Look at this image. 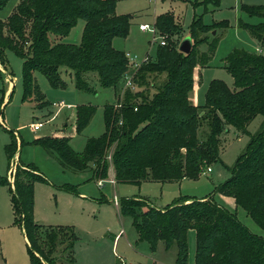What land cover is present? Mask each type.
Returning <instances> with one entry per match:
<instances>
[{
    "label": "trees",
    "instance_id": "1",
    "mask_svg": "<svg viewBox=\"0 0 264 264\" xmlns=\"http://www.w3.org/2000/svg\"><path fill=\"white\" fill-rule=\"evenodd\" d=\"M7 1L0 0V10ZM220 1L195 0L193 4L203 5L204 12H209L219 7ZM241 8L250 17L262 19L255 24L238 21V27L262 45L264 7L244 4ZM172 16L165 13L154 18L155 28L170 35L176 26ZM202 16L194 14L188 27L193 42L191 51H179L177 42L170 37L158 46L153 61L143 63L132 76L140 90H125L118 94L116 103L103 105L104 131L88 137L81 152L72 149L70 135L62 130L34 138L32 143L43 147L65 168H92L97 181L107 177L111 161L115 182L140 185L146 180L176 182L184 177L195 178L205 166L220 160V135L226 128L231 126L248 134L247 145L237 157L231 175L215 187L211 196L196 199L183 195L160 209L148 206L145 211L141 210L145 205L142 199L122 197L118 210L120 215L131 218L136 242H147L151 253L159 242L166 250L175 246V264H188L189 230L195 231L193 264H264V237L250 231L235 211L213 198L216 194L232 197L235 206L264 229V119L254 133L247 130L255 116H264V54L244 47L231 49L223 58L222 67L231 75L233 86L212 79L204 103L192 102L190 95L201 84L200 68L209 63L219 42L217 35L208 40L206 33L229 26L227 20L206 24ZM131 17L132 14L115 11V0H19L12 13L5 20L0 19V65L6 69V50L22 59V99L33 97L38 108L49 102L39 88L35 72L44 75L53 88L66 87L61 77L65 71L78 90L95 93V75L101 87L116 91L126 74L127 58L125 52L113 47L112 41L127 36ZM80 19L84 25L79 43L64 41ZM200 44H206L207 49L199 52ZM156 76L163 77L160 86L151 96L144 94L147 86L154 87L147 78ZM3 99L1 89L0 117ZM95 109L89 104L75 107L76 133L88 125ZM203 123L207 132L201 139ZM6 150L11 159L12 145H7ZM36 181L46 179L35 166L24 163L16 167L14 187H10L6 177L0 178V184L9 187L15 221L26 239L31 263L44 264L42 260L45 264H75L74 245L78 238L74 229L34 219ZM60 189L77 192L70 184ZM68 233L74 240L66 247L68 255L58 262L52 254Z\"/></svg>",
    "mask_w": 264,
    "mask_h": 264
},
{
    "label": "rangeland",
    "instance_id": "2",
    "mask_svg": "<svg viewBox=\"0 0 264 264\" xmlns=\"http://www.w3.org/2000/svg\"><path fill=\"white\" fill-rule=\"evenodd\" d=\"M193 1L195 0H115V11L118 14H132V17L127 36L115 37L112 45L119 51L135 55L138 60L146 56L145 62H152L157 47L161 46L160 36H163L165 41L170 37L179 45L180 41L188 36V27L194 14H202L206 24L227 20L229 23L227 28L211 29L206 33L208 40L216 35L220 40L211 58L213 66L202 67L201 84L191 94L192 97L196 94L197 104H203L210 80L219 79L229 87L233 86L231 75L220 65L225 55L235 47L253 49L255 46V39L246 30L238 27V21L252 19L249 22L254 23L257 18L247 16L241 6L245 4L264 7V0H221L219 7L209 12H204L203 5L196 6ZM18 2L19 0H8L0 10V19L5 20ZM165 13L173 15V23L176 24L170 35L161 33L157 29L155 33L140 29L141 23H147L152 28L154 18ZM83 24L84 21L80 19L63 40L79 43ZM262 45L264 46V42ZM206 49V44L198 46L199 52ZM260 53L264 54V48ZM4 57L6 69L0 65V90L4 91L3 119H0V123L3 124L0 125V178L6 177L12 188L18 165L30 164L38 169L46 182H34L35 221L51 226L72 227L78 238L74 245V259L79 264H122V260L131 264H175V246L166 250L163 243L159 242L154 253H151L147 242H136L138 237L131 224V218L121 216L116 210V205L119 207V200L122 197H136L142 199L140 202L145 205L141 210L145 211L148 206L160 209L183 195L204 199L231 175L237 157L247 145L248 134L240 133L231 126L226 128L227 131L220 135V160L205 166L195 178H182L180 187L174 184L175 181L164 184L163 187L156 184L157 181L151 180L143 181L140 185L117 182L113 184L109 180H105L103 184L102 180L98 183L93 177L92 168L72 170L62 165L61 167L54 156L40 145H34L32 141L34 138L63 129L64 133L71 137L69 144L72 149L81 152L88 137L99 136L104 131L103 105L116 103L118 94L130 90L124 86V79L119 82L115 91L112 88L101 87L96 81V76L92 75V86L95 89V93H92L75 88L72 76L65 71L61 72V77L66 82L64 89L51 87L44 75L35 72L34 76L39 88L45 100L49 102L46 107L38 108L33 97L31 100L22 99V59L10 50L5 51ZM127 71L132 76L135 72L130 67L129 70L127 67ZM162 80L163 77L159 76L147 78L148 84L153 82L154 87L147 86L142 92L151 96L150 94L158 85L160 86ZM9 86V91L6 93ZM138 90L140 88L136 87L133 92ZM59 100L71 104L73 108H52L51 105ZM135 100L139 101V98L136 97ZM82 104L93 105L96 109L88 125L80 133H76L73 116L75 107ZM53 115L54 117L40 130H32L30 126L32 122L45 121ZM263 119V115L255 116L247 126L248 132L254 133ZM206 132L207 126L203 123L200 129L201 139H204ZM21 141L22 145H20ZM7 145H12L14 149L11 159L8 158ZM112 151L111 148L107 157L109 160ZM15 154L17 158L14 157ZM110 165H112L111 161ZM207 168L210 170L207 171ZM10 171L12 173L9 177ZM64 184L74 185L77 192L69 193L60 189ZM179 191L183 195L179 196ZM82 193L86 198L79 199L78 195ZM235 212L250 231L264 237V229L258 227L242 208L238 207ZM15 217L9 187L0 184V264H32L21 227L16 223ZM116 233H119V239L113 244ZM73 240L70 233L65 234L62 242L56 246L52 257L58 262L63 261L68 255L66 247ZM152 260L155 261L152 262ZM41 262L45 264L44 261L41 260Z\"/></svg>",
    "mask_w": 264,
    "mask_h": 264
},
{
    "label": "crops",
    "instance_id": "3",
    "mask_svg": "<svg viewBox=\"0 0 264 264\" xmlns=\"http://www.w3.org/2000/svg\"><path fill=\"white\" fill-rule=\"evenodd\" d=\"M245 13V12H244ZM246 14V13H245ZM247 15V14H246ZM247 16H249V15H247ZM250 17V16H249ZM253 17H255V16H253ZM255 18H257L255 21H254V23L253 24H255V23H258V22H260V20H261V18H258V17H255ZM241 20H243L244 22H248V23H251V22H249V20H252V19H246V20H244V19H241ZM141 24H143V23H141ZM84 25V24H83ZM82 25V26H83ZM82 29H83V27H82ZM82 29H81V31H82ZM255 39V38H254ZM220 40V39H219ZM219 43V42H218ZM218 46V45H217ZM263 48H264V46L263 45H261V43L258 41V40H256L255 39V46L253 47V49H248V48H246V49H248V50H251V51H255V52H263ZM217 49V48H216ZM233 49V48H232ZM259 50V51H258ZM221 66L223 65V61H222V64H220ZM219 65V66H220ZM211 66H213L212 64H211V60L209 61V63L206 65V67H211ZM201 69H202V67L200 68V73H201ZM10 76V75H9ZM8 78V77H7ZM201 79H202V76H201ZM8 80V79H7ZM202 81V80H201ZM11 86V85H10ZM10 86L8 87V89H7V91H6V93H8V91H9V88H10ZM200 86V85H199ZM195 92V91H194ZM190 100L192 101V102H194V103H196L197 104V99H196V94H194L193 95V97L190 95ZM67 109H72V108H67ZM53 111V110H52ZM70 115H72V113L70 114ZM3 119V117H0V119ZM0 125H3V124H1L0 123ZM40 130V129H39ZM62 131H63V129H61ZM64 132V131H63ZM66 134V133H65ZM69 135V134H68ZM17 154V153H16ZM14 155V157L16 156V158H17V155ZM60 166H61V164H60ZM62 167V166H61ZM105 180H109V181H111L113 184L114 183H116L115 182V180H114V170H113V167H112V165H110L109 167H108V177L107 178H105V179H102V184H103V182L105 181ZM101 181V180H100ZM100 181H98V183H100ZM183 182V180H179V181H177V182H174V184L175 185H177V186H181V183ZM167 183H173V182H157L156 184H160L161 185V187H163L164 186V184H167ZM178 194H179V196L180 195H183V194H181L180 193V191L178 192ZM78 197H79V199H84V198H86V196H84V193H82V195L81 194H79L78 195ZM213 198L215 199V201L216 202H218V203H220V204H223L225 207H227L229 210H234V211H236L237 210V208L238 207H236L235 206V203H234V199L232 198V197H228V196H223V195H219V194H216V195H214L213 196ZM116 210H117V212L119 213V210H118V206L116 205ZM120 214V213H119ZM122 216V215H121ZM37 222V221H36ZM40 223V222H39ZM44 224V223H43ZM46 225H48V224H46ZM24 237V236H23ZM25 239V238H24ZM119 239V235H118V233H116L115 235H114V237H113V244H115L116 243V241ZM25 242H26V239H25ZM188 248H189V253H188V264H193V260H194V253H195V231L194 230H189L188 231ZM153 261H155V260H152V262ZM159 263V262H158ZM75 264H79L78 262H76V260H75ZM131 264V263H130Z\"/></svg>",
    "mask_w": 264,
    "mask_h": 264
},
{
    "label": "built area",
    "instance_id": "4",
    "mask_svg": "<svg viewBox=\"0 0 264 264\" xmlns=\"http://www.w3.org/2000/svg\"><path fill=\"white\" fill-rule=\"evenodd\" d=\"M140 29L142 30H150L152 33H155L156 32V28L154 26H152V28L149 26V24L147 23H143V24H140L139 25ZM160 45H164L165 44V39L163 36H160ZM259 51V50H258ZM125 56L127 58V67H128V70H129V67L132 68V70H136L138 69L143 63H145L146 61V56L141 60V59H137L136 56L134 55H131L130 53H125ZM124 86L127 88V89H130V90H133L135 89L136 85L134 84V81H133V77L132 75H130L128 73V71L126 72L125 76H124ZM120 105V104H118ZM52 108H57V109H60L61 107H66V108H73V106L69 103H66L64 102L63 100H59V101H55L52 105ZM54 115L50 118H47L45 121H40V120H36L34 122H32L30 124L32 130L34 131H37L39 130L47 121H49L51 118H53ZM210 168H207V171H209ZM11 173L12 171L9 172V177L11 176ZM119 235V233H118ZM122 264H130V263H127L125 262L124 260H122Z\"/></svg>",
    "mask_w": 264,
    "mask_h": 264
},
{
    "label": "water",
    "instance_id": "5",
    "mask_svg": "<svg viewBox=\"0 0 264 264\" xmlns=\"http://www.w3.org/2000/svg\"><path fill=\"white\" fill-rule=\"evenodd\" d=\"M213 34L215 33L214 31L212 32ZM193 42L189 36H185L179 43L178 45V50L188 54L191 49H192Z\"/></svg>",
    "mask_w": 264,
    "mask_h": 264
}]
</instances>
